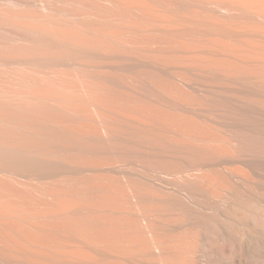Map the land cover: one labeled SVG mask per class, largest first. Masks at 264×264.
Listing matches in <instances>:
<instances>
[{
    "label": "bare ground",
    "instance_id": "1",
    "mask_svg": "<svg viewBox=\"0 0 264 264\" xmlns=\"http://www.w3.org/2000/svg\"><path fill=\"white\" fill-rule=\"evenodd\" d=\"M0 264H264V0H0Z\"/></svg>",
    "mask_w": 264,
    "mask_h": 264
}]
</instances>
